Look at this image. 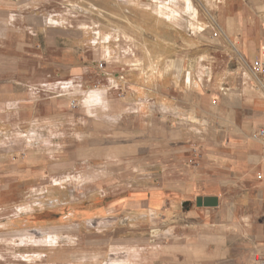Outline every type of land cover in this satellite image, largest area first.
<instances>
[{
	"label": "crops",
	"instance_id": "obj_1",
	"mask_svg": "<svg viewBox=\"0 0 264 264\" xmlns=\"http://www.w3.org/2000/svg\"><path fill=\"white\" fill-rule=\"evenodd\" d=\"M187 1L195 12L186 5L183 20L198 14ZM217 2L200 0L215 26L205 24L194 58L187 42L177 45L172 58L154 52L144 60L116 57L114 77L108 78L114 87L106 84L109 72L103 69L101 76L99 59L86 53V41L81 47L88 33L83 28L21 12L16 16L24 35L9 33L0 49V123L34 124L29 133L37 131L50 145L60 139L55 133L73 130L77 139L68 140H77L72 144L82 146L83 158L130 163L146 181L121 204L132 214H147L153 226H177L170 264H252L264 251V219L243 211L251 185L264 199L262 143L252 137L264 126V93L251 75L253 62H264V0ZM230 46L248 69L230 60ZM119 89L124 97H117ZM141 99L158 106L137 111ZM163 101L180 108L184 118L160 110ZM78 157L69 151L67 161ZM198 196L216 197V205H192Z\"/></svg>",
	"mask_w": 264,
	"mask_h": 264
},
{
	"label": "rangeland",
	"instance_id": "obj_2",
	"mask_svg": "<svg viewBox=\"0 0 264 264\" xmlns=\"http://www.w3.org/2000/svg\"><path fill=\"white\" fill-rule=\"evenodd\" d=\"M172 1L176 9L168 7L169 1L154 0H0V49L9 33L24 35L23 28L18 30L21 12L46 16L60 27L83 28L88 33L80 39L81 47L86 41V53L99 59L101 76L103 69L109 72L106 84L114 87L108 78L114 77L116 57L144 60L154 52L172 58L182 42L188 43L189 58L200 51V33L206 23L215 26L214 20L199 7L200 0H191L197 17L187 15L183 20L181 11L188 1ZM158 9L168 10L170 20ZM187 11L195 9L188 6ZM230 60L248 69L232 46ZM138 90L144 93L142 87ZM125 94L123 89L116 93ZM144 102L152 101L141 99L137 111H144L140 105ZM159 109L184 118L178 107L159 104ZM0 124V264H170L177 249V226L162 222L153 226L147 214H132L130 206L121 204L146 181L137 177L130 163L83 158L82 146L68 140L76 137L73 130H54L60 139L50 145L37 131L29 133L34 124ZM139 137L146 133L140 131ZM69 151L78 153L74 162L67 161ZM248 191L250 203L243 211L264 219V199L254 185ZM191 200L195 205V198Z\"/></svg>",
	"mask_w": 264,
	"mask_h": 264
},
{
	"label": "built area",
	"instance_id": "obj_3",
	"mask_svg": "<svg viewBox=\"0 0 264 264\" xmlns=\"http://www.w3.org/2000/svg\"><path fill=\"white\" fill-rule=\"evenodd\" d=\"M154 2L160 3H167V0H154ZM207 27H210L211 24H207ZM217 31L212 32V36H217ZM100 66L103 65V63H99ZM251 73L256 81V84L258 87L262 90L264 93V62L261 60H255L253 62V65L251 67ZM74 102L72 103V106H74ZM252 137L261 140L262 148H261V160L264 163V126L259 127L252 133ZM261 176H259L260 178ZM257 264H264V251L263 254L257 258Z\"/></svg>",
	"mask_w": 264,
	"mask_h": 264
},
{
	"label": "water",
	"instance_id": "obj_4",
	"mask_svg": "<svg viewBox=\"0 0 264 264\" xmlns=\"http://www.w3.org/2000/svg\"><path fill=\"white\" fill-rule=\"evenodd\" d=\"M216 202H217V199L216 197H212V196H208V197H201V196H198L196 199H195V204L197 206H212V205H216Z\"/></svg>",
	"mask_w": 264,
	"mask_h": 264
},
{
	"label": "bare ground",
	"instance_id": "obj_5",
	"mask_svg": "<svg viewBox=\"0 0 264 264\" xmlns=\"http://www.w3.org/2000/svg\"><path fill=\"white\" fill-rule=\"evenodd\" d=\"M160 104V106H167V105H170L168 102H166V101H163V103H159ZM141 105V108L144 110V111H149L151 108H153V107H156V103H153V102H151V103H146V102H144V103H142V104H140ZM50 203V202H49ZM55 209H56V207H55ZM33 214V213H32ZM34 214H36V213H34ZM25 216V215H24ZM35 216V215H34ZM142 216V215H141ZM30 217V216H29ZM32 217V216H31ZM96 217V216H95ZM94 218V217H93ZM110 219V218H109ZM111 220V219H110ZM114 220V219H113ZM113 220H111V221H113ZM98 221V220H97ZM101 221V220H100ZM110 222V221H109ZM128 222V221H127ZM107 223H108V221H107ZM101 224V223H100ZM40 229V228H39ZM42 229V228H41ZM41 232V231H40ZM51 232V231H50ZM24 233V232H23ZM54 233V232H53ZM27 236H29V235H27Z\"/></svg>",
	"mask_w": 264,
	"mask_h": 264
}]
</instances>
